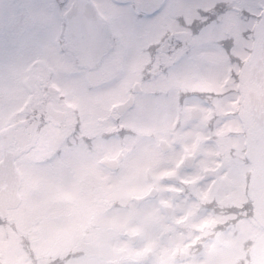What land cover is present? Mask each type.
Instances as JSON below:
<instances>
[{"label": "flooded vegetation", "instance_id": "af4514ba", "mask_svg": "<svg viewBox=\"0 0 264 264\" xmlns=\"http://www.w3.org/2000/svg\"><path fill=\"white\" fill-rule=\"evenodd\" d=\"M218 2L229 5L234 0ZM128 4L114 0H0V74L2 70L6 74V84L0 82V162L5 156L13 160L15 156L19 169L26 163L32 165L34 162L28 158L41 148L46 154L43 163L54 168L66 163V151L75 155L83 153L91 159L92 166L81 168L86 174L84 177L91 175L96 181H110L124 171L131 156L135 155L136 148L132 146L128 150L126 137L144 138L143 119L150 100L164 95L174 104L178 121L165 131L164 137L187 130L208 112H211L213 127L207 121L204 130L213 133V123L220 115L231 121L234 118L243 120L240 109L245 104L249 131L260 149L261 157L252 167L257 173L251 178L252 164L244 165L249 177L241 179L246 199L239 205L242 218L234 221L236 214L228 216L223 201L219 202V213L212 214L224 218V222L215 227L219 233L237 227L232 233L234 237H241L239 249L252 254L259 238H264V131L255 123L250 111L251 95L260 92L259 84L252 83L250 76L260 55L251 54L259 24L247 27L241 24L238 28L228 22L225 34L233 41L230 55L222 51L205 53L198 69L188 78L189 81L199 79L200 75L209 78L211 73L217 77L219 100L230 98L234 102L235 110L231 115L212 104L210 83L195 88L181 80L167 92L160 91L152 83L154 69L146 71L149 65L147 46L138 43L133 36ZM24 17L33 25L28 40L21 38ZM179 18L170 27L182 34V24L190 23L193 18L184 22ZM20 56H26V62L19 69ZM14 71L19 72L20 81L14 79ZM11 87L10 96L4 95L2 90ZM14 87L17 89L15 95L21 89L25 96L21 105L14 96ZM126 103L131 106L120 108ZM195 108L202 112L200 120L191 118ZM19 130L24 131V136L14 135ZM108 161H117L114 170L104 165ZM90 169L100 170L101 174L96 175ZM84 181H78L80 187ZM152 184L149 189L160 185ZM251 189L257 193L255 199L251 197ZM215 197L218 196L214 195L213 199ZM204 201L209 205L213 200ZM93 204L90 202L91 208ZM179 227L176 221L174 230L177 233ZM191 228L197 234L202 233L201 241H212L213 236L205 229ZM246 229L252 232L250 237H245ZM216 238L215 235L213 240ZM248 258L239 256L237 264L256 262L253 257L254 261L247 263Z\"/></svg>", "mask_w": 264, "mask_h": 264}, {"label": "rangeland", "instance_id": "374dc122", "mask_svg": "<svg viewBox=\"0 0 264 264\" xmlns=\"http://www.w3.org/2000/svg\"><path fill=\"white\" fill-rule=\"evenodd\" d=\"M195 12L196 9H193L190 15L180 16L179 21L184 22L186 19L194 18ZM227 19L240 27L241 23L231 18ZM27 22L29 20L24 17L21 38L28 40L33 25ZM259 28L260 25L258 30ZM25 62L26 56H20L19 69ZM18 73L14 71V79L20 81ZM209 78L200 75L199 79L195 78L193 81L185 79V82L193 84L195 88H203L205 82L206 86L210 83L212 104L223 112L228 111L233 115L234 102L230 98L225 101L219 100L220 87L216 83L218 78L212 73ZM242 79L244 80L245 77ZM57 81L61 82V79L57 78ZM0 82L6 84V74L3 70L0 74ZM15 88L14 96H17L21 105L25 96L22 95L21 89L15 95L17 92ZM7 89L2 90L3 94L10 96L12 87ZM240 110L246 124L242 119L234 118L232 121L229 118L222 119L224 115L218 116L217 122L213 123L215 125L213 134L221 137V140L208 141L212 133L205 131L204 123L212 119L211 112H208L199 123L193 124L187 130H181L176 136L167 134L164 137L165 131L167 132L178 121L174 104L164 95L150 100L145 107L143 119L144 138L126 137L125 144L128 150L135 146V155L131 156L124 171L113 176L110 181H96L91 175L84 177L86 174L81 168H92V166L91 159L83 153L76 156L66 151L64 154L67 156L66 163H59L54 168L39 163L44 162L43 159L46 157L40 148L36 154L28 158L29 161L38 164L26 163L27 165L20 166L23 175V187L20 193L23 200L20 207L13 211L10 219L18 229L12 230L8 225L7 229H0V264H32L35 255L55 258L67 254H71L73 259L66 264H109L110 262L114 264H237V258L241 255L250 257L246 260L247 263L254 261L253 257H255L254 264H264L262 236L252 254L251 251L243 252L239 249L241 237L233 236V230H237V227L228 229L224 234L214 233V236H217L215 240L213 236L211 242L202 244L203 250L195 251L191 249V245L201 241L202 235L193 231L184 239L181 234H174V225L166 221L162 210L163 204L173 207V218L176 221L182 223L186 221L191 227L205 229L206 233L217 230L215 227L220 222H224V218L214 217L212 213H208L210 211L199 209L196 201L191 199L188 202L186 196L179 195L183 191V186L161 182L163 174L176 175L183 183L192 180V188L202 201L208 198L211 201L214 195L218 196L216 197L218 201L226 204L234 202L240 205L246 201L243 181H241L245 168L239 165L236 168L228 166L216 157L217 145L223 150L230 145L242 157L249 159L252 164L251 171L254 172L252 167L261 157L260 149L249 131L244 115L245 104ZM229 133L236 135L224 137ZM24 134L22 130L14 133L19 137ZM161 138L166 139L171 145V151L166 156H163L158 149V139ZM243 148L246 149V155L240 152ZM187 155L196 157V165L189 170L183 166V158ZM218 165L222 166L219 168ZM148 168L151 169L154 182L160 183L158 188L161 195L157 200H146L140 206L134 202L130 204L133 197H141L147 193L149 184L145 179V171ZM90 171L96 175L101 174L97 169ZM256 173H252L251 178H255ZM78 181L79 183L84 181L81 187ZM256 194V191L251 189V197L255 199ZM75 199L76 201H73ZM90 200L94 203L92 208ZM115 200L120 201L124 206L128 204L130 206L127 210H114ZM262 223L264 224L263 221ZM92 226L97 228L92 229ZM125 231L129 234H139L138 241L131 243L124 236ZM245 232L247 233L245 237H250L252 234L249 229ZM26 237L29 239L28 243ZM27 244L31 249V255H26L22 251V247H26ZM149 250L153 253L151 257L147 256ZM180 252L186 254L183 261H178ZM37 264H48V260H38Z\"/></svg>", "mask_w": 264, "mask_h": 264}, {"label": "snow or ice", "instance_id": "6c2138e0", "mask_svg": "<svg viewBox=\"0 0 264 264\" xmlns=\"http://www.w3.org/2000/svg\"><path fill=\"white\" fill-rule=\"evenodd\" d=\"M133 36L147 46L152 83L160 91H171L198 69L201 57L213 52L229 54L233 41L226 36L227 17L243 27L258 23L252 55L264 51V0H234L226 5L218 0H139L126 5ZM197 9L190 23L182 24V34L170 27L180 16ZM233 9H238L234 12Z\"/></svg>", "mask_w": 264, "mask_h": 264}, {"label": "water", "instance_id": "95a60500", "mask_svg": "<svg viewBox=\"0 0 264 264\" xmlns=\"http://www.w3.org/2000/svg\"><path fill=\"white\" fill-rule=\"evenodd\" d=\"M118 3H131L139 2V0H115ZM251 82L258 83L260 86L259 94H253L250 98V111L254 121L257 125L264 130V51L259 55L257 62L254 64L251 72ZM130 103H126L120 106V108L130 107ZM192 120H199L202 118V112L195 108L192 111ZM159 148L163 153L170 150V145L165 141L161 140L159 142ZM264 161V156H263ZM117 161H108L104 165L114 170L116 168ZM195 164V157L190 156L185 158L184 165L187 169L192 168ZM167 181L176 182L177 178L175 176H168ZM146 180L148 182L153 181V177L150 174V170L146 171ZM22 185V174L17 167L16 157L14 160L5 156V158L0 162V218L6 219L9 211L19 208L22 203V196L20 194V189ZM158 194V189L152 188L148 194L141 198H135V202L140 204L142 201L155 198ZM164 210L168 217L171 218L173 215V208L164 206ZM130 240L134 243L138 239V235H130ZM148 256H152V252H148ZM185 255L181 254V258L184 259ZM110 264H114L111 262Z\"/></svg>", "mask_w": 264, "mask_h": 264}, {"label": "trees", "instance_id": "16d2710c", "mask_svg": "<svg viewBox=\"0 0 264 264\" xmlns=\"http://www.w3.org/2000/svg\"><path fill=\"white\" fill-rule=\"evenodd\" d=\"M216 150L217 151V155L216 157H218L220 160L223 161V164H227L228 166H237L236 164H246L248 163V159L246 157H242L235 148L231 147V146H227V149L226 150H223L221 147H219L218 145L216 146ZM219 168L222 166V165H218ZM192 181V180H191ZM191 181H188V183H183V182H178L179 185L183 186V191L180 192L179 195H183V196H186V198L188 200H190L191 198L195 197L196 196V193H195V190L192 188L193 187V183ZM186 200V199H185ZM186 200V201H188ZM130 203H131V200H130ZM220 203L219 201L215 198L211 205H209V207H211L215 212H219L220 208ZM128 207H124L123 204L115 201L114 205H113V209L114 210H120V209H127ZM13 212L11 211L9 213V216L6 220H2L0 219V229H7V225L9 228H11L12 230H17L18 227L17 225L13 224L11 222V214ZM226 214L228 216L232 215V214H236L237 217H235L234 221H237L240 217L242 218V215H241V212H240V209H239V204H236V203H232V204H228L227 203V206H226ZM173 222V221H172ZM234 223V222H233ZM183 235V237H187L188 234H190V232H188V229L186 226H182L180 229H179ZM26 242L28 243L29 242V239L28 237H26ZM22 251L26 253V255H31V249L28 248V244L26 247H22ZM34 252V251H32ZM40 258V259H39ZM43 259H46L48 260V264H66L68 261L72 260L73 257L71 256V254H67V255H62V256H58V257H55V258H51V257H48V256H38L36 257V255L33 257V260H32V264H37L38 260H43Z\"/></svg>", "mask_w": 264, "mask_h": 264}]
</instances>
